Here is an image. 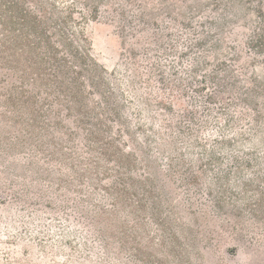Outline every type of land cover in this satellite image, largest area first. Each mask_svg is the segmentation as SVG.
Instances as JSON below:
<instances>
[{
  "label": "rangeland",
  "instance_id": "obj_1",
  "mask_svg": "<svg viewBox=\"0 0 264 264\" xmlns=\"http://www.w3.org/2000/svg\"><path fill=\"white\" fill-rule=\"evenodd\" d=\"M75 1L87 15L89 0ZM218 1H90L94 57L164 93L151 103L176 151H153L121 88L103 137L75 112L56 123L40 99L32 120L31 101L7 98L15 80L0 65V264H264V78L252 80L264 48L248 44L258 18L236 33L243 13ZM92 253L101 258L88 262Z\"/></svg>",
  "mask_w": 264,
  "mask_h": 264
},
{
  "label": "trees",
  "instance_id": "obj_2",
  "mask_svg": "<svg viewBox=\"0 0 264 264\" xmlns=\"http://www.w3.org/2000/svg\"><path fill=\"white\" fill-rule=\"evenodd\" d=\"M90 1L93 0H89V4L84 2V6L89 7L86 15L82 10H78L75 0H0V65H3L2 68L6 67L7 75L17 81V83L10 82L11 88L7 98L31 101L32 120L37 114L41 115L44 112L38 103L39 99L48 107L52 115H56L58 124L62 109L66 111L65 115L68 118L75 112L78 124H95L101 131L98 135L103 137L102 131L105 130L104 127H108L104 120L109 121L112 120V116H119L120 104L116 98L111 99L114 93L112 90L121 88L126 90L125 92L128 91L136 100L138 113L141 115L138 119L150 126V132L154 136L153 151L158 155L164 150L176 151L177 146L173 140L164 136V128H162L164 118L151 103V100L161 102V99H165L164 93L151 85L134 86L133 75L129 74L130 69H120V72L118 71L120 78L116 77V71H107L94 57L91 42L85 33V24L88 19L96 20L100 11L95 4H91L94 2ZM216 1L219 4V1ZM230 2L236 3L233 5L239 11L235 16L238 17L243 13L239 23L244 24H236L237 28L234 30L236 33L242 29L248 31L250 21L253 23L254 17L258 18L257 29H252L253 33L249 37L248 44L254 49H263L264 0H230ZM250 3L254 4L250 6ZM77 13H79L78 17H76ZM196 43L201 44V39ZM219 54L223 52H218L216 55ZM222 62L218 61L216 66L218 70L222 69ZM254 68L257 71V78L253 76L252 80L256 81L258 77L264 78V68L258 64L254 65ZM230 85L235 86L234 81L230 82ZM247 94L246 91H240L239 99L243 100ZM174 97L177 102L172 106L177 105L180 108L182 105L177 96L172 94L169 99ZM35 104L38 107H35ZM76 122L73 123L75 126H77ZM116 131L117 136L120 137V131L118 129ZM104 139V141L101 139L104 149H110L111 138ZM124 145L126 150L128 145L126 146L125 143ZM87 147L89 148L88 145ZM124 150L115 157L125 166L131 162L130 158L133 154ZM118 177L120 181H125L120 174ZM126 177L131 178L129 175ZM119 190L123 191V189ZM96 257L101 258L98 253L95 255L92 253L87 261L97 262ZM39 259L41 260L40 257Z\"/></svg>",
  "mask_w": 264,
  "mask_h": 264
}]
</instances>
